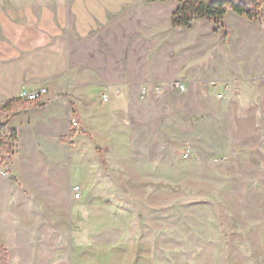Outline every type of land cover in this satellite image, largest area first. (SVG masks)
<instances>
[{
    "label": "rangeland",
    "instance_id": "374dc122",
    "mask_svg": "<svg viewBox=\"0 0 264 264\" xmlns=\"http://www.w3.org/2000/svg\"><path fill=\"white\" fill-rule=\"evenodd\" d=\"M68 1L0 0V10L38 12ZM173 3L178 7V0ZM258 11L253 20L232 9L219 19L197 18L180 27L175 54L150 50L146 67L167 76L187 68L220 77L232 67L258 63L264 3ZM123 35L118 33L117 42ZM114 37V28L106 26L71 41L79 82L99 83V70L109 77L104 85L111 99L98 106L103 112L97 170L88 139H76L91 134L83 113H74L83 133L71 141L66 137L65 146L48 138L60 129L46 138L41 129L21 126L14 143L1 134L13 153L0 147V175L17 179L10 172H21L31 182H0V244L8 250L7 264H264V129H235V93L226 78L184 73L153 91L151 82H117L114 77L126 71L130 58L124 53L107 64L106 54L119 52L107 47ZM139 64H131L128 75L134 68L140 72ZM89 68L93 79L84 77ZM144 86L150 89L145 95ZM231 87L259 105L258 81ZM9 111L0 108V121ZM75 185L82 186L80 196ZM46 203L71 214L61 239L48 232L50 216L41 206Z\"/></svg>",
    "mask_w": 264,
    "mask_h": 264
},
{
    "label": "crops",
    "instance_id": "0c3cea01",
    "mask_svg": "<svg viewBox=\"0 0 264 264\" xmlns=\"http://www.w3.org/2000/svg\"><path fill=\"white\" fill-rule=\"evenodd\" d=\"M176 7L173 0H69L67 4L58 8L47 7L38 12L25 10L19 14H13L11 11L1 9L0 108L10 104L11 101L15 103V108L7 115H9V127L17 130L16 140L21 134V126L33 130L41 129V134L46 138L52 130L60 129L59 132H55L54 138H48L55 141L56 145L65 146L67 141L65 138L69 137L71 112L83 113V122L90 129L91 134L88 135L89 138L77 136L76 139L84 137L80 138L82 142L85 138L88 139L95 157L92 167L95 170L100 167L101 154L97 146L102 144L101 113L103 111L98 110V106L99 104L101 106V103H108L111 99V90L109 92L107 85H104L108 84V73L98 71L95 77L99 83L79 82L77 72L71 63L70 49L72 40L77 37H90L95 31L106 26L114 28V39L118 33L126 34L119 42L116 39L114 43L107 45L110 49H119L116 57L111 53L106 54V59L111 60L107 61V64L113 63V57L114 63L117 62L118 56L124 53L127 59L130 58L126 71H121L114 77L117 82H121L122 79H125L124 82L127 83L137 80L147 81L154 84L151 88L153 91L158 84L170 82L184 73H192V76L197 75L202 79L203 77L222 80L226 78L231 82L228 86L235 93L233 94L235 97L230 94L231 101L235 103L232 105L235 129H264V42L258 52L257 65L254 63L249 67L242 65L232 67L230 73L225 76L207 75L206 77L204 74L198 75L187 68L174 70L176 73L170 72L168 76L158 71L148 70L146 59L149 52L153 51L159 55L175 54L178 44L181 43L175 39L180 27H184L173 24V13ZM168 32L172 33L169 36L164 34ZM136 62L140 63L138 66L140 72H136L137 68H134L135 73L128 75L131 70L129 66ZM102 64L105 63L99 61V65ZM93 73L89 68L83 74L87 77ZM90 79H93V75ZM236 81L259 82V105L252 100L246 101L248 94L243 90L231 87L232 82ZM120 85L119 83L117 88H121ZM42 86L47 87L48 91L40 99L22 98L23 89L37 90ZM114 86L111 87L114 89ZM116 91L119 96L122 93L125 94L124 89H116ZM103 92L109 96L107 102L103 100ZM92 118L99 122L95 120L94 123ZM69 140L71 141V137ZM252 143L253 141H250L248 144ZM79 144L75 143L78 152L83 151L80 150ZM12 166L14 165L11 164V168ZM10 173L17 179L11 178L8 173L1 172L0 182L26 186L27 181L21 178V172ZM27 184L30 185L31 182ZM41 206L50 216L47 222L48 232L56 236L55 238L61 239L71 226V214L66 212L61 205L46 203Z\"/></svg>",
    "mask_w": 264,
    "mask_h": 264
},
{
    "label": "trees",
    "instance_id": "16d2710c",
    "mask_svg": "<svg viewBox=\"0 0 264 264\" xmlns=\"http://www.w3.org/2000/svg\"><path fill=\"white\" fill-rule=\"evenodd\" d=\"M155 1V0H149ZM179 5L174 12L173 24L175 26H191L193 20L197 18H217L224 16L228 9H232L239 15H243L248 19H256L259 16L258 8L264 3V0H178ZM257 3L256 7L253 4ZM15 103L11 101L3 107V110L8 111L15 108ZM9 118L0 121V147H5L8 152L13 153L6 141H3L1 134L8 133L12 142L17 139L18 133L15 128L9 127ZM11 148V149H10ZM0 258L3 261L1 264H7L8 250L0 244Z\"/></svg>",
    "mask_w": 264,
    "mask_h": 264
},
{
    "label": "built area",
    "instance_id": "2783aa9c",
    "mask_svg": "<svg viewBox=\"0 0 264 264\" xmlns=\"http://www.w3.org/2000/svg\"><path fill=\"white\" fill-rule=\"evenodd\" d=\"M180 87L185 89L186 84L181 82ZM149 90H150L149 86H144L142 93L145 95L148 93ZM47 91H48V89L45 86H42L41 88H39L37 90H30L28 88H25V89H23L21 96H22V98L27 99V100H38L42 97V95L46 94ZM220 96H222V94H220ZM103 100L105 102H107L109 100V96L105 92H103ZM82 127H83L82 124L76 118L75 114L71 112L70 122H69V132H68L69 137H71L72 135H77V134L83 133L84 130ZM188 155H189V151H186L185 157H188ZM74 188H75V191L77 192V196H80L82 186L81 185H75Z\"/></svg>",
    "mask_w": 264,
    "mask_h": 264
},
{
    "label": "bare ground",
    "instance_id": "6f19581e",
    "mask_svg": "<svg viewBox=\"0 0 264 264\" xmlns=\"http://www.w3.org/2000/svg\"><path fill=\"white\" fill-rule=\"evenodd\" d=\"M77 196V195H76Z\"/></svg>",
    "mask_w": 264,
    "mask_h": 264
}]
</instances>
